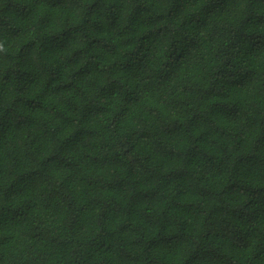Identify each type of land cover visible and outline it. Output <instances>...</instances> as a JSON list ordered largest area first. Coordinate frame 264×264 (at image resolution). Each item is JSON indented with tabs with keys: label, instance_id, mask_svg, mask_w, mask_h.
Masks as SVG:
<instances>
[{
	"label": "trees",
	"instance_id": "obj_1",
	"mask_svg": "<svg viewBox=\"0 0 264 264\" xmlns=\"http://www.w3.org/2000/svg\"><path fill=\"white\" fill-rule=\"evenodd\" d=\"M0 264H264V0H0Z\"/></svg>",
	"mask_w": 264,
	"mask_h": 264
}]
</instances>
